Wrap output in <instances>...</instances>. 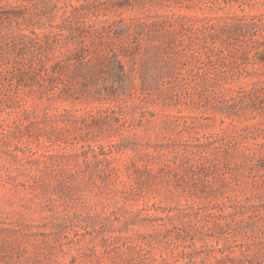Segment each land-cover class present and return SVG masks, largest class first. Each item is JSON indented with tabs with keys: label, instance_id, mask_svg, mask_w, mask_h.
Masks as SVG:
<instances>
[{
	"label": "rangeland",
	"instance_id": "1",
	"mask_svg": "<svg viewBox=\"0 0 264 264\" xmlns=\"http://www.w3.org/2000/svg\"><path fill=\"white\" fill-rule=\"evenodd\" d=\"M242 2L0 0V264H264V0ZM97 29L123 82L79 59Z\"/></svg>",
	"mask_w": 264,
	"mask_h": 264
},
{
	"label": "trees",
	"instance_id": "2",
	"mask_svg": "<svg viewBox=\"0 0 264 264\" xmlns=\"http://www.w3.org/2000/svg\"><path fill=\"white\" fill-rule=\"evenodd\" d=\"M235 2H239L242 4V0H234ZM162 29H164V21L161 20ZM161 29V30H162ZM115 33V30L113 31V34L107 38L106 36H102L100 32L97 30H93L91 40L88 44L81 46L80 50V58L81 62L83 61L85 63V69L91 68L94 70L96 73H113L114 76L117 77L116 82H123L124 79L128 78L127 73L124 69V64L123 62L118 59L117 51H116V46H119V44L122 43L121 39L117 36L113 37ZM173 33L174 31L172 29H164V33L162 34V40L159 41V45H152L156 51L155 53V58L161 57L159 59H162L163 57V62L166 61H171L172 55L174 53V49L172 47L171 41L173 40ZM116 34V33H115ZM107 40V41H106ZM223 43L224 47L229 49V52L231 51V42L229 41H224ZM257 54L260 55L264 53V40L260 41L257 40ZM122 45V44H121ZM109 46V48H108ZM261 48V49H259ZM121 54L122 55H132L131 53H128L127 51L129 50V46H122ZM158 51V53H157ZM128 53V54H126ZM72 59V58H71ZM78 60V59H77ZM97 73V74H98ZM259 92V90L256 92V94Z\"/></svg>",
	"mask_w": 264,
	"mask_h": 264
}]
</instances>
